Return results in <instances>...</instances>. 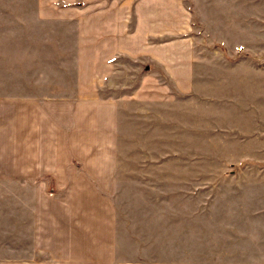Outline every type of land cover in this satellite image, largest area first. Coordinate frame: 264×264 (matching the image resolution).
<instances>
[{
  "label": "crops",
  "instance_id": "0c3cea01",
  "mask_svg": "<svg viewBox=\"0 0 264 264\" xmlns=\"http://www.w3.org/2000/svg\"><path fill=\"white\" fill-rule=\"evenodd\" d=\"M251 2L34 0L37 25L26 30L22 23L19 46L9 44L4 56V63L18 62L26 93L0 98V264H264V181L254 195L244 179L221 181L253 171L263 178L261 141L247 148L239 127L251 105L223 106L232 107L233 122L239 119L228 128L219 113L204 111V101L219 102L213 96L220 86L228 93L236 86L219 80L222 70L231 72L224 79L234 80L245 67L236 62L251 59ZM107 90L121 94L103 95ZM205 116L218 135L212 139L221 134L229 143L213 150L214 180L205 184L200 169L195 182L160 188L199 192L196 222L210 206L211 245L204 250V230L197 229L193 263L183 242L170 239L191 237L187 225L166 213L155 217L144 201L138 223L146 225L136 231L147 232V245L138 233H123L120 142L125 120L149 128L158 117L171 136L195 138L203 162ZM137 185L156 189L150 182ZM159 201L165 206L169 199ZM155 221L167 224L154 234ZM157 237L163 239L158 244L151 240Z\"/></svg>",
  "mask_w": 264,
  "mask_h": 264
},
{
  "label": "rangeland",
  "instance_id": "374dc122",
  "mask_svg": "<svg viewBox=\"0 0 264 264\" xmlns=\"http://www.w3.org/2000/svg\"><path fill=\"white\" fill-rule=\"evenodd\" d=\"M34 9V0H0V98L3 96L13 95L17 92H21L22 94L26 93V91L23 89V85L20 82L21 78L19 70L21 69L18 67V62L4 63V56L7 53L5 52V49L8 51V48H10L9 44H17V46H19V34L22 32L19 26L22 23L26 30L29 28L28 25H37L34 23L36 22ZM251 12V51L246 52L247 54H251V59H246V61H241L240 63L236 62V68H238L241 64L243 66L245 65V69H240L241 71L239 70L240 72L238 73L240 75L235 74L234 80L232 76H228V79H224L223 76H227V74L229 75L231 72L222 70V76H220L219 80L221 82L231 81V85L236 86L230 93L222 92V90L227 88L220 86L218 88L219 92L214 93L213 96L215 99H219V102L213 106L210 101H204V111L205 115H210L211 112L219 113V121L223 122V124L228 128L232 127L233 125H239V119H236L234 120L235 122H233V120H231L232 107H230L231 110L228 112V110L223 109V106L227 108L228 103L232 104L233 102H241L245 105L250 104L251 106L249 110L245 112L247 116L246 121L245 123H241L239 127L244 130L245 133H247V148L255 150V147H259V143L257 142V138L259 137L262 149L264 150V0H252ZM4 22L7 24L5 25ZM44 25L52 24L46 22ZM233 81L240 82L244 87L241 88L239 84H233ZM209 82H211L210 79ZM232 86L229 87L231 90ZM243 90H245V92ZM120 94L121 93L117 92L116 90L103 91V95L106 96H119ZM205 96L210 97L212 95L205 94ZM175 97L176 96H174V101L178 102L180 99L177 97L176 100ZM192 98H195V95H192ZM192 100L195 101V99ZM174 107L175 106L173 104L171 107L173 114L172 118H174V113L177 111L174 109ZM193 109H195V106H193ZM154 110L157 114H159L158 112L163 111L162 108L158 107L154 108ZM237 113H239V111ZM227 118H230L231 121L227 120ZM135 121L136 120H133L131 123H129V120L127 122L125 120V124L123 126V138L120 142L119 164L121 166V182L119 184L118 213L121 229H123V233L127 237L138 233L140 235V243L147 245V232L142 230L139 232L136 231L137 227H141L139 229H142V227L146 225V223H138L143 219L141 211H143L145 207L148 208L147 210H149V212L155 211V217H157L159 213H166L171 215L172 219H181L183 225H187L186 230L193 238L184 237L179 239L172 237L170 239L171 242L175 240L182 241L183 247L188 250L187 255L191 257L193 263H195V234L197 229L204 230V250L207 251L211 245L210 235L212 232V221L210 206L206 204L204 205L203 213L205 215L203 222H196V218L194 217L200 212V205L197 203V200L202 197L199 192L197 193L194 189L178 190L176 188H172L170 191H167L168 189L161 190L160 188H163V183L168 182H171V185H175L177 182H184L185 180H193V182H195L194 178L197 176L199 178V171L201 170H203L204 183L210 185L214 180L212 174V168L216 164L214 162V157L216 156L217 158L218 156V154L215 153V151L213 152V150L214 148L218 149L219 146L221 149L223 147L227 148L229 144L228 139L225 137L221 138L222 135L220 134L217 140H213V135L215 136L216 134H214L212 131V126L206 123L210 122V118L205 116L204 156L202 162V159H197L195 155V138L192 140L185 139L191 138L192 136L188 135L187 137L183 134H172L171 136L169 134L170 126H168V124H158L164 122L158 117L156 121L157 124L152 123L149 128L147 125H136L137 123ZM177 127L178 133H180L181 129L179 126ZM230 141L232 140L230 139ZM255 174L256 173L253 171L247 175L248 178L246 176L243 178V175H239L233 177L232 179L224 177L221 179V181H236V179L241 181V179H244L249 185V188H251L250 192L253 195L256 193L259 194L261 188L259 189L258 185L261 180L262 182L264 181V167L262 170V179L256 178ZM142 182L153 183L156 189L150 191V194L149 190L144 189V187L141 185H137L138 183ZM164 192L166 193L164 194ZM204 192L206 194L203 195V197L206 199V201L210 202L209 198L212 196L211 191H205L204 189ZM164 197L169 199V201L165 203V206L160 205L159 201V199H164ZM262 197L264 196L262 195ZM141 202L144 203L145 207L140 206ZM145 202H148L151 205L146 206L147 204H145ZM189 220L194 221L190 222ZM165 224H167V222L164 223L162 221H155V230L153 233L155 231H159L161 226ZM262 224L264 225V222ZM178 226V228L185 229L180 227V225ZM259 229L263 230L264 226L262 228L259 227ZM173 230L174 227L172 228V232ZM160 239L163 240L162 238L158 237L151 240H156L158 244V240ZM129 240L133 242V239ZM172 249L171 251H168L171 252V256L175 254V251ZM184 250L185 249H183V251ZM204 257L210 256L205 255ZM261 259L264 260V254L262 255Z\"/></svg>",
  "mask_w": 264,
  "mask_h": 264
}]
</instances>
